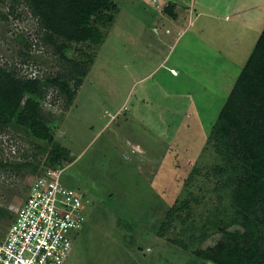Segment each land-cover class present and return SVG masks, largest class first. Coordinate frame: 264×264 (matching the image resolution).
<instances>
[{
    "label": "rangeland",
    "instance_id": "1",
    "mask_svg": "<svg viewBox=\"0 0 264 264\" xmlns=\"http://www.w3.org/2000/svg\"><path fill=\"white\" fill-rule=\"evenodd\" d=\"M109 1L86 18L94 42L48 31L25 0H0V67L36 80L23 101L49 136L0 121V235L42 168L64 167L62 183L91 201L64 264H215L202 253L226 234L262 229L258 209L238 212L240 171L210 136L261 29L190 21L178 7L170 17L163 0ZM55 143L62 155L49 164Z\"/></svg>",
    "mask_w": 264,
    "mask_h": 264
},
{
    "label": "trees",
    "instance_id": "2",
    "mask_svg": "<svg viewBox=\"0 0 264 264\" xmlns=\"http://www.w3.org/2000/svg\"><path fill=\"white\" fill-rule=\"evenodd\" d=\"M17 1V0H14ZM31 13L48 31H53L69 40L90 38L100 41L98 30L86 25V18L96 9L114 8L109 0H25ZM174 3L162 8L172 14ZM60 92L69 99L74 95L64 82L54 80ZM80 81L75 82V86ZM36 80H21L10 71L0 67V121H6L16 129L32 133L37 140L49 138L46 129L38 120L37 104L24 95L38 93ZM22 101V102H21ZM13 122V123H12ZM3 123V122H0ZM8 124H5L6 126ZM3 125V126H5ZM3 130V129H2ZM1 130V131H2ZM33 136V137H34ZM210 136L219 141L227 159L235 160L234 167L240 171L231 190V196L238 212L244 216L258 209L260 214L252 220L264 225V26L254 44L253 50L242 67L235 82L221 106L212 125ZM46 140V139H45ZM46 160L49 164L61 158L56 143ZM45 147V146H43ZM49 151V150H48ZM0 165H4L0 163ZM28 165H30L28 163ZM31 166V165H30ZM37 166H33L36 169ZM86 194V192H84ZM3 213V212H2ZM1 213V215H3ZM13 216H11V220ZM251 222V220H250ZM248 228V226H246ZM251 229L241 233L226 234L202 257L215 264H264V233Z\"/></svg>",
    "mask_w": 264,
    "mask_h": 264
},
{
    "label": "built area",
    "instance_id": "3",
    "mask_svg": "<svg viewBox=\"0 0 264 264\" xmlns=\"http://www.w3.org/2000/svg\"><path fill=\"white\" fill-rule=\"evenodd\" d=\"M63 168L44 167L31 180L12 222L0 235V264L65 263L91 201L62 183Z\"/></svg>",
    "mask_w": 264,
    "mask_h": 264
},
{
    "label": "crops",
    "instance_id": "4",
    "mask_svg": "<svg viewBox=\"0 0 264 264\" xmlns=\"http://www.w3.org/2000/svg\"><path fill=\"white\" fill-rule=\"evenodd\" d=\"M163 1H175L173 2L175 4V10H172V14H166L170 17L176 16V8L178 7L179 10L185 12L186 16H189V18L191 17L190 21H192L193 16L194 18H197L198 16L202 15L204 17H215L220 15L229 20L228 22L225 21L224 24L228 25V27H232V29L239 26L240 22H243L244 26L251 28L253 26H259V29H262L264 26V0H221V3H217L218 5H216V3L211 4L209 0H193V2L192 0ZM219 26H221L220 28H223L222 25L219 24ZM177 27L180 30V27ZM153 29H155V27H153ZM223 29L225 30V28ZM166 30L169 31L168 29ZM163 63L165 64V61L162 58L161 61H159L158 66L162 65ZM164 66L162 68L167 67ZM169 69L175 70V67L172 66L169 67ZM169 74L173 77L177 76L171 74L170 71Z\"/></svg>",
    "mask_w": 264,
    "mask_h": 264
},
{
    "label": "clouds",
    "instance_id": "5",
    "mask_svg": "<svg viewBox=\"0 0 264 264\" xmlns=\"http://www.w3.org/2000/svg\"><path fill=\"white\" fill-rule=\"evenodd\" d=\"M170 70V69H169Z\"/></svg>",
    "mask_w": 264,
    "mask_h": 264
}]
</instances>
